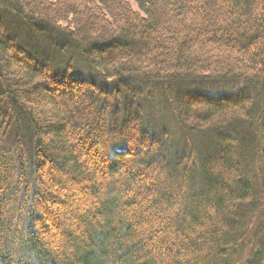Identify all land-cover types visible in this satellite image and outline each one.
Instances as JSON below:
<instances>
[{"label":"trees","instance_id":"1","mask_svg":"<svg viewBox=\"0 0 264 264\" xmlns=\"http://www.w3.org/2000/svg\"><path fill=\"white\" fill-rule=\"evenodd\" d=\"M0 0V264H264V0Z\"/></svg>","mask_w":264,"mask_h":264},{"label":"rangeland","instance_id":"2","mask_svg":"<svg viewBox=\"0 0 264 264\" xmlns=\"http://www.w3.org/2000/svg\"><path fill=\"white\" fill-rule=\"evenodd\" d=\"M130 3L132 5V8H135V5H134V3H133L132 0H130ZM135 9H137V8H135ZM263 215H264V213H263ZM258 219H259L258 221H260L259 223L262 226V229L264 231V217L263 216L262 217L260 216Z\"/></svg>","mask_w":264,"mask_h":264}]
</instances>
